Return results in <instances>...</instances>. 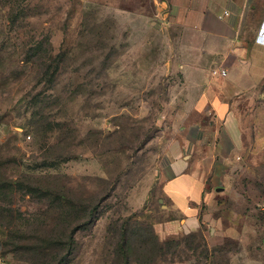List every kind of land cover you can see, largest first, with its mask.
<instances>
[{
	"label": "rangeland",
	"instance_id": "1",
	"mask_svg": "<svg viewBox=\"0 0 264 264\" xmlns=\"http://www.w3.org/2000/svg\"><path fill=\"white\" fill-rule=\"evenodd\" d=\"M161 7L0 0V264H110L109 236L127 218L162 239L175 236L163 229L174 218L196 235L198 248L158 264H264V80L242 103L245 147L217 188L207 182L198 217L168 211L163 172L190 154L186 138L205 118L191 114L176 67L194 57L182 52L191 38Z\"/></svg>",
	"mask_w": 264,
	"mask_h": 264
},
{
	"label": "crops",
	"instance_id": "2",
	"mask_svg": "<svg viewBox=\"0 0 264 264\" xmlns=\"http://www.w3.org/2000/svg\"><path fill=\"white\" fill-rule=\"evenodd\" d=\"M159 2L176 36L191 38L183 41L182 52L194 57L182 56L176 67L184 74V92L192 95L191 114L205 118L193 124L199 137L186 138L190 154L163 172L162 188L171 202L168 211L198 217L207 182L217 188L245 147L242 103L259 96L264 80V0ZM215 68H225L228 75L214 76ZM258 130L255 127V137ZM191 164L195 168L188 170ZM174 219L163 224L165 236L187 228L186 221Z\"/></svg>",
	"mask_w": 264,
	"mask_h": 264
},
{
	"label": "trees",
	"instance_id": "3",
	"mask_svg": "<svg viewBox=\"0 0 264 264\" xmlns=\"http://www.w3.org/2000/svg\"><path fill=\"white\" fill-rule=\"evenodd\" d=\"M43 44L38 42L32 48L36 52L34 61H36V64L38 62V69L40 68L39 62L46 66L48 59L42 46ZM131 219L122 220L118 227L116 226L117 223L114 224V230L112 231V236H109L108 242L110 247L109 255L111 256L110 264H158L169 260L174 261V259L184 255L185 250H182V247L191 250L200 246L198 239L195 237L196 235H192L193 233L182 232L162 239L152 223L143 222L140 219L132 221ZM80 228L81 225L76 224L69 229L67 238L61 244L63 247V258L61 261L64 259V262H67L74 246L75 235ZM48 249L50 248L47 247ZM44 250L46 249L44 248Z\"/></svg>",
	"mask_w": 264,
	"mask_h": 264
},
{
	"label": "built area",
	"instance_id": "4",
	"mask_svg": "<svg viewBox=\"0 0 264 264\" xmlns=\"http://www.w3.org/2000/svg\"><path fill=\"white\" fill-rule=\"evenodd\" d=\"M214 76L226 77L228 72L225 68H215L212 70Z\"/></svg>",
	"mask_w": 264,
	"mask_h": 264
}]
</instances>
